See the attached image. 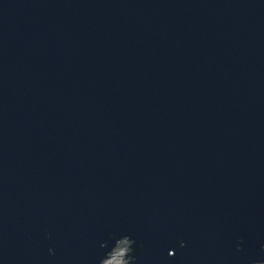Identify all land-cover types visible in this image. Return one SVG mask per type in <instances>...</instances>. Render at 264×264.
Segmentation results:
<instances>
[{
	"label": "water",
	"instance_id": "95a60500",
	"mask_svg": "<svg viewBox=\"0 0 264 264\" xmlns=\"http://www.w3.org/2000/svg\"><path fill=\"white\" fill-rule=\"evenodd\" d=\"M264 264V0H0V264Z\"/></svg>",
	"mask_w": 264,
	"mask_h": 264
},
{
	"label": "rangeland",
	"instance_id": "374dc122",
	"mask_svg": "<svg viewBox=\"0 0 264 264\" xmlns=\"http://www.w3.org/2000/svg\"><path fill=\"white\" fill-rule=\"evenodd\" d=\"M128 251V244L126 241H123L106 261H110L112 264H126L127 260L124 257H126L125 254Z\"/></svg>",
	"mask_w": 264,
	"mask_h": 264
},
{
	"label": "bare ground",
	"instance_id": "6f19581e",
	"mask_svg": "<svg viewBox=\"0 0 264 264\" xmlns=\"http://www.w3.org/2000/svg\"><path fill=\"white\" fill-rule=\"evenodd\" d=\"M103 264H112V263H111L110 261L107 262V261L105 260Z\"/></svg>",
	"mask_w": 264,
	"mask_h": 264
}]
</instances>
